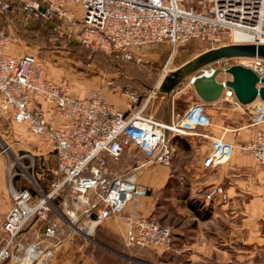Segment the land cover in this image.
<instances>
[{
    "label": "built area",
    "instance_id": "2783aa9c",
    "mask_svg": "<svg viewBox=\"0 0 264 264\" xmlns=\"http://www.w3.org/2000/svg\"><path fill=\"white\" fill-rule=\"evenodd\" d=\"M11 9L19 11L17 17L49 21L55 16L58 22L54 29L76 31L82 46L138 65L148 59L137 51L168 41L171 50L160 80L181 46L202 42L206 50L264 45V0H0L1 14ZM10 49L9 35L0 28V107L38 138L42 155L56 157L57 167L52 171L63 177L51 184L50 192H45L35 178L21 188L11 184L12 204L3 222L0 264H51L53 251L63 242L77 235L92 239L103 220L120 215L130 205L133 210L123 217L125 246L170 250L172 227L152 216L141 217L135 210L138 199L148 194V187L137 180L140 166L120 174L111 169L109 159H119L123 150L134 143L150 159L170 165L175 155V136H207L196 131L212 124L207 103L199 102L181 118L164 122L144 113L153 94L140 102L138 91H123L129 105L126 111L100 92L79 97L68 79L50 77V63L45 58L34 52L16 55ZM251 59L256 63L260 56ZM227 60L220 59L202 73L212 74L218 67L227 70L239 64L264 77V69L255 68L253 63L237 60L230 64ZM157 90L156 86L153 91ZM222 97L240 103L229 87ZM43 102L52 105L51 117ZM250 105H254L249 113L255 128L252 139L243 143L242 149L264 171V100L257 97ZM234 147L222 138L213 139L201 175L229 161ZM177 179L188 183L185 176ZM67 185L69 200L63 199ZM199 194L204 204L213 207L231 200L221 183L201 187ZM55 197H61L59 204L54 203ZM38 220L44 221L43 230L36 226Z\"/></svg>",
    "mask_w": 264,
    "mask_h": 264
},
{
    "label": "crops",
    "instance_id": "0c3cea01",
    "mask_svg": "<svg viewBox=\"0 0 264 264\" xmlns=\"http://www.w3.org/2000/svg\"><path fill=\"white\" fill-rule=\"evenodd\" d=\"M10 50L13 54H22ZM161 50L159 59L163 60L169 53L168 45ZM86 68L87 72L81 71L77 75V87L67 76H63L69 71L66 68H56L55 72L59 74L54 75L50 66V77L54 80L68 79L74 94L79 97L95 93L91 91L99 86V92L107 101L126 111L129 105L120 90L124 87V82L118 81L121 78L117 76L118 73H115L112 81L105 83L104 78L107 75L104 72L95 75L92 71L93 65ZM189 82L187 79L179 86L171 101H167L162 95V98H165V106L170 104L162 121L171 122L174 118H181L190 107L202 102ZM187 92L190 95L186 102L179 103L177 100L180 94ZM153 97L152 95L150 101ZM43 107L51 117L54 112L52 105L43 102ZM253 107L254 105H243L224 97L207 103V112L212 117V124L198 127L196 130L207 136L182 135L191 146L189 150L183 149L180 143L174 140L175 136L172 145L176 154L170 165L150 159L134 143L123 150L119 159H109L111 169L120 174L129 173L140 166L137 169V180L151 190L150 194L141 196L137 201L135 210L141 217L153 216L157 198L166 195L168 180H175L179 200V222L170 225L174 231L171 249L173 256L167 252L157 254L150 250L128 249L125 246L123 217L133 210L130 205L120 215L103 220L92 239L77 235L63 242L53 251L51 264H264V171L252 155L242 149V144L252 139V131L255 128L249 113ZM215 138L233 143V153L229 161L209 168L201 175L203 159L211 150L212 140ZM43 156L53 157L56 168L57 160L54 155ZM144 166L149 170L146 174L140 173ZM171 167L179 171V176H185L188 183L183 184L177 177L168 176ZM219 183L226 186L231 197L230 202L214 206L210 219H199L187 206V201L200 199L201 187ZM36 226L43 230L45 223L38 220ZM155 256L158 257L156 262L152 259Z\"/></svg>",
    "mask_w": 264,
    "mask_h": 264
},
{
    "label": "rangeland",
    "instance_id": "374dc122",
    "mask_svg": "<svg viewBox=\"0 0 264 264\" xmlns=\"http://www.w3.org/2000/svg\"><path fill=\"white\" fill-rule=\"evenodd\" d=\"M192 2L196 3V0H192ZM205 3L208 5V2ZM55 23L56 22L54 21H46L43 18H35L34 16H20L11 19L0 16V26L5 28L8 32L11 40V49L16 53H37L51 64V70L54 75L59 74L55 72L56 68L68 69L70 72L68 71V73L63 76H67L76 87L78 86L77 75L80 74L81 70L87 72L86 67L89 65L87 66L86 64L91 62L95 57L96 59H101L99 63L100 65H93L94 68L92 71L95 75L104 72L107 75L104 78L106 83L107 81H112L117 72V76L119 77L121 74L131 73L136 78L128 77L126 79L128 82H125V84H123L124 87H121L120 89L121 92L130 89L138 91L139 93L148 92L149 95L153 94L154 97L147 105L144 113L146 116H153V118L161 121L165 118V112L169 110L170 104L167 103L165 106L166 102L165 98H162V94L159 93L158 90L153 91L156 86H159L164 77L163 76L160 80L162 69L159 76H157L156 73H153L152 76L149 75V77L146 78L139 75L141 70L139 66H137L138 64L135 66L132 65V68L130 67L129 69L125 64H123L122 68H117L115 67L116 61H110L105 55L88 53V50L82 48L76 31L73 33H67L65 30L57 31L53 27ZM59 26H61V24ZM165 45H168L169 50H171L170 43L168 41H163L152 43L145 48H142L141 52L143 53V56L148 59L147 62L149 59L155 60L160 66L163 61L166 60L165 58H167L165 57L163 60L159 59L162 51L161 48ZM189 46L192 47H187L188 49L186 48L181 54H179V56H176L168 71L182 65L196 56L199 52L201 53L205 50L203 49L205 48V44L202 42H193ZM169 50L168 52H170ZM251 58H256V56H230L228 57L227 62L230 64H236V61L240 60L243 63L252 65L255 60ZM93 63H95V61H93ZM253 64L255 68L260 67L261 69H264V57L260 56V59ZM141 67L142 69H145L144 66ZM71 74L74 76L72 77ZM218 79L221 81L229 80L232 79V76L225 73L219 75ZM262 86H264V83L259 82L258 87ZM99 91V86H96L91 92L98 93ZM189 95V92H187V94L181 93L177 101L183 104L186 102ZM54 169V158H44L39 149L38 138L31 134L26 125L14 122L10 113L0 107V249L4 244L5 237L3 222L6 213L12 204L10 195L11 184L13 183L18 187L25 183L30 184L29 181L35 178L39 184L46 189L47 184L50 185L57 176L54 174V171H52ZM144 172L145 174L149 172L145 166L140 170V173ZM179 175V171L173 167H171L168 172V176L173 178L178 177ZM167 185L169 188L166 187L165 189L168 190L169 193L166 191L165 196L162 197L160 195L157 198V204L152 217L158 219L164 224L174 225L175 222H179L177 217L179 213V200L177 198L178 193L176 192V182L174 179L170 178ZM53 201L58 203L56 198H53ZM171 249L167 251V253L168 255L173 256V251H171ZM157 258L158 257L155 256L152 259L156 262ZM4 264L10 263L6 262Z\"/></svg>",
    "mask_w": 264,
    "mask_h": 264
},
{
    "label": "water",
    "instance_id": "95a60500",
    "mask_svg": "<svg viewBox=\"0 0 264 264\" xmlns=\"http://www.w3.org/2000/svg\"><path fill=\"white\" fill-rule=\"evenodd\" d=\"M45 11V8L41 9ZM263 56L264 45H230L219 48H210L197 54L190 60L175 69L165 73L158 86V92L171 101L179 86L187 79L191 82L197 96L205 103L219 100L226 89L233 90L237 100L248 105L257 97L264 100V86L258 87V83H264V77L251 68L243 65H233L229 69L216 68L211 75H205L202 71L222 58L230 56ZM220 73H228L232 79L221 81L217 78Z\"/></svg>",
    "mask_w": 264,
    "mask_h": 264
},
{
    "label": "trees",
    "instance_id": "16d2710c",
    "mask_svg": "<svg viewBox=\"0 0 264 264\" xmlns=\"http://www.w3.org/2000/svg\"><path fill=\"white\" fill-rule=\"evenodd\" d=\"M17 14H19V11H13L12 9L7 13V14H1L0 13V16H2V17H5V18H7V19H11V18H15V17H17ZM50 20H51V22H58V19L55 17V16H53V17H51L50 18ZM49 20V21H50ZM0 28L1 29H3V30H5L6 31V29L5 28H2L1 26H0ZM6 33L8 34V32L6 31ZM190 44H192V43H190ZM190 44H188V45H186V46H181V47H179L178 48V50H177V52H176V56H179V54H181L182 53V51L183 50H185L187 47H192V46H189ZM80 46L82 47V48H84V49H86V50H88V53H91V54H100V55H105L106 57H108L109 59H110V61H116V66L115 67H117V68H122V66H123V64H125V66L129 69L132 65H137L135 62H133V61H128V60H125V59H122V58H116L115 56H113V55H110V54H107V53H105V52H103V51H93L92 49H90V48H87V47H84V46H82L81 44H80ZM188 49V48H187ZM204 49V48H203ZM93 61H95V63H93ZM100 61H101V59H96V57L94 58V59H92L91 60V62H89L88 64H86L87 66L89 65V66H91V65H95V66H98V65H100L99 63H100ZM96 62H98V63H96ZM164 62H165V60L163 61V63H162V65H160L159 66V64H157L156 63V61L155 60H151V59H149V61L147 62V63H144V64H142V65H137V66H139V68H140V70H141V73L139 74V75H142V76H144V77H149V75L150 76H152V74L153 73H156L157 74V76H159V74H160V72H161V69H162V67H163V64H164ZM130 65V66H129ZM141 66H144L145 67V69H142V67ZM132 68V67H131ZM144 70V71H143ZM82 71V70H81ZM83 72V71H82ZM118 73V72H117ZM120 73V72H119ZM120 79L118 80V81H122V82H124V84H125V82H128L126 79L128 78V77H132V78H136L135 76H133L131 73H125V74H121L120 75ZM140 78V77H139ZM152 88H153V86H152ZM140 102H143V101H145L146 99H147V97L149 96V93L148 92H141L140 93ZM174 140H177L179 143H180V145H181V147L183 148V149H185V150H189V149H191V146H190V144H189V142H188V140L185 138V136H182V135H177L176 137H175V139ZM56 167H57V165H56ZM63 176L62 175H58V176H56L55 177V179H54V181H56V180H59V179H61ZM53 181V182H54ZM52 182V183H53ZM52 183H50V185L49 184H47V188L46 189H44L42 186V188H43V190L45 191V192H50L51 191V189H52ZM19 188H21V187H23V185H20V186H18ZM150 192H151V190H150V188H148V194H150ZM69 196H70V186L69 185H67L66 187H65V190H64V197H63V199H69ZM57 200H58V203H56V202H54V203H56V204H59L60 203V198L61 197H55ZM187 206L195 213V215L199 218V219H201V220H208V219H210L211 217H212V215H213V206L212 205H206V204H204L203 203V199H192V200H188L187 201ZM164 224V223H163ZM174 242V241H173ZM135 249H137V250H143V249H146V250H150V251H153V252H155V253H157V254H161V253H166L167 251H169V250H166V251H156V250H154V249H152V248H144V247H136Z\"/></svg>",
    "mask_w": 264,
    "mask_h": 264
},
{
    "label": "bare ground",
    "instance_id": "6f19581e",
    "mask_svg": "<svg viewBox=\"0 0 264 264\" xmlns=\"http://www.w3.org/2000/svg\"><path fill=\"white\" fill-rule=\"evenodd\" d=\"M221 74H225V73H220L219 75H221ZM207 75H211V72L208 73ZM219 75L217 76V78L219 77Z\"/></svg>",
    "mask_w": 264,
    "mask_h": 264
}]
</instances>
